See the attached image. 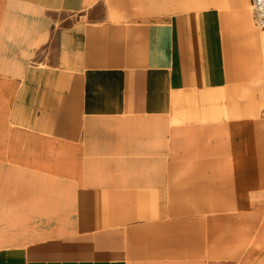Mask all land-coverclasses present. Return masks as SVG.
Wrapping results in <instances>:
<instances>
[{"label":"crops","instance_id":"crops-1","mask_svg":"<svg viewBox=\"0 0 264 264\" xmlns=\"http://www.w3.org/2000/svg\"><path fill=\"white\" fill-rule=\"evenodd\" d=\"M98 1L0 0V23L5 20V28L12 31L20 56H31L46 39L50 13L81 15L96 9ZM134 1L116 0L119 9L81 26V86L59 87L63 79L57 74L49 78L43 74L52 85L41 89L53 107L46 134L31 136L28 147L16 149L19 166L0 162L4 206L52 213L55 202L47 198L48 191L53 195L72 185V198L62 212L71 220L74 234L87 242L83 248L79 244L76 264H128L123 258L130 254L172 251L166 241L174 238V226L161 222L173 213L172 180L187 173L186 166L174 162L183 158L181 140L187 139V127L183 129L177 119L182 96L191 90L183 86L188 80L206 85L204 80L215 72L210 66L215 35L198 36L199 31H209V25L197 26L193 15L183 22L184 17L160 6L166 0H148L154 6L142 10L129 8ZM250 5L248 0L240 24L251 20ZM226 12L221 11V20H226ZM210 26L215 32L216 25ZM2 32L0 26V42ZM252 45V55L241 48L235 54L243 56L257 82L264 77L262 34ZM202 48L206 53L199 55ZM258 124L259 129L257 119L227 122L232 196L201 221V250L207 264L241 261L263 225L264 120ZM189 130L191 139L202 131L201 126ZM41 189L46 199L37 198ZM10 191L20 196L13 197ZM139 225L138 233L125 238L111 231ZM192 229L185 228V233ZM97 234L101 241L96 237L91 244L87 237Z\"/></svg>","mask_w":264,"mask_h":264},{"label":"rangeland","instance_id":"rangeland-1","mask_svg":"<svg viewBox=\"0 0 264 264\" xmlns=\"http://www.w3.org/2000/svg\"><path fill=\"white\" fill-rule=\"evenodd\" d=\"M166 1L160 6L174 16L184 17L183 22L188 21V15H193V22L197 26L209 25V31H199L198 36L204 39L206 33L215 35L217 43L214 44L213 62L210 64L211 72L212 69L215 72L204 80L206 85L188 80L183 86L191 90L182 96L183 101L179 106L181 112H178L177 119H180L183 129L187 127V139L183 137L181 140L183 158L174 162L186 166L187 173L182 174L179 180H172L173 213L169 219L161 222L174 226V238L166 241L172 251L160 255L149 252L130 254L123 260L128 261V264H207L201 250V221L207 212L222 208L232 196L227 122L257 119L258 127L259 120H264V77L254 82L242 62L243 56L236 57L235 53L241 48L247 55H252V44L259 41L263 31L253 23L252 12L248 24H240L239 16L248 0ZM115 2L100 0L96 9H88L81 15L50 13L52 25L48 27L46 39L40 42L31 56H20L12 44V31L5 28V20L0 23L3 29L0 42V162L19 166L15 160H19V155L14 154L16 149L28 147L31 136L46 134V121L51 119L53 107L49 108L50 97L41 90L52 86L45 77L57 74L63 79V85L57 83L59 87L81 86V26L89 21L101 20L105 14L119 9ZM133 3L130 9L142 10L154 6L148 5V0H136ZM225 10L228 15L226 20H221V11ZM210 25H216L215 32H211ZM198 53L203 55L206 49H198ZM15 65L20 66L19 70ZM53 80L56 81L51 78ZM229 113H232L231 116ZM177 119L175 122H178ZM199 126L202 131L198 137L189 138V128L196 129ZM193 133L195 135L194 130ZM1 187L6 186L2 184ZM50 192L47 198L55 202L54 212L50 211L52 213H44L39 209L27 213L20 208L0 204V264H76L80 261L79 244L83 248V243L87 242L74 234L71 220L62 212L67 199L72 198V185L59 191L58 201L59 192H52L53 195ZM44 193V189L38 190L37 198L46 199ZM12 194L16 198L20 196L16 191ZM189 226L193 227L191 232L194 233H185V228L189 229ZM140 227L111 231L114 236L125 238L126 235L138 233ZM96 237V241L100 242V234L87 239L93 244V238ZM67 252H70L71 257L67 256ZM86 253H89L88 250ZM91 256L89 260L93 262L94 255ZM229 264H264V222L247 255L241 261Z\"/></svg>","mask_w":264,"mask_h":264},{"label":"built area","instance_id":"built-area-1","mask_svg":"<svg viewBox=\"0 0 264 264\" xmlns=\"http://www.w3.org/2000/svg\"><path fill=\"white\" fill-rule=\"evenodd\" d=\"M253 3L256 19L264 31V0H253Z\"/></svg>","mask_w":264,"mask_h":264},{"label":"bare ground","instance_id":"bare-ground-1","mask_svg":"<svg viewBox=\"0 0 264 264\" xmlns=\"http://www.w3.org/2000/svg\"><path fill=\"white\" fill-rule=\"evenodd\" d=\"M250 8H251V10H252V12H253L254 21H255L256 26L258 25V26L261 28V30L263 31L262 27L259 25V23H258V21H257V19H256V16H255L253 0H251ZM262 45H263V50H264V31H263V33H262Z\"/></svg>","mask_w":264,"mask_h":264}]
</instances>
